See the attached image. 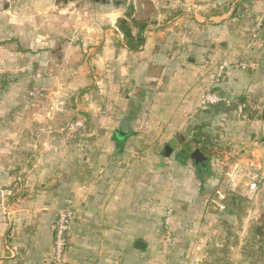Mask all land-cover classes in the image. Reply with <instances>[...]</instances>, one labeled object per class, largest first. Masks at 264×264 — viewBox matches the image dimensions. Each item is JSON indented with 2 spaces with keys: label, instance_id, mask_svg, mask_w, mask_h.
Returning <instances> with one entry per match:
<instances>
[{
  "label": "crops",
  "instance_id": "obj_1",
  "mask_svg": "<svg viewBox=\"0 0 264 264\" xmlns=\"http://www.w3.org/2000/svg\"><path fill=\"white\" fill-rule=\"evenodd\" d=\"M57 1L0 0L1 93L19 90L26 84L19 78L38 66L49 68L48 52L31 56L33 48H59L58 37L34 42V25L54 27L57 36L70 25L78 36L60 45L75 72L54 89L73 92L70 107L18 117L22 104L0 99V264H53L55 215L64 208L73 213L65 264H211L227 250V232L242 222L246 234L258 205L264 209V0H152V23L137 51L127 48L117 20L139 0ZM82 9L86 21L74 18ZM222 62L232 65L216 88L223 101L203 107L208 75ZM240 103L247 120L235 115ZM121 120L127 131L118 130ZM70 121L80 128L66 130ZM22 123L28 126L19 131ZM195 137L199 148L216 146L214 158L194 148ZM196 149L202 162L190 157ZM231 150L261 184L251 201L226 194L220 211L211 200L226 187Z\"/></svg>",
  "mask_w": 264,
  "mask_h": 264
},
{
  "label": "rangeland",
  "instance_id": "obj_2",
  "mask_svg": "<svg viewBox=\"0 0 264 264\" xmlns=\"http://www.w3.org/2000/svg\"><path fill=\"white\" fill-rule=\"evenodd\" d=\"M58 2L57 0H55ZM63 2L65 0H59V2ZM152 1V0H149ZM60 2V3H61ZM59 3V4H60ZM62 4V3H61ZM88 4V1L84 4L81 3L82 8H86ZM89 4H94V1L91 0L89 1ZM78 5V4H77ZM96 13L102 14L101 12L97 11ZM94 12H90L91 15H97ZM125 14V13H124ZM74 15V18L80 17V20L86 21L88 20V10L87 9H82L81 11H77ZM152 15L149 17V20L151 21ZM118 21V20H117ZM152 23V21H151ZM34 31L38 35V39L34 42L39 41L41 42V36L44 34V36H48L49 40H54L56 37H58L59 40V48L56 49L55 43L48 44L47 48L49 50H44L43 48L40 50L36 47L33 48V51H30L29 54L31 56H36L38 57L41 53L48 52L50 59H49V68L48 69H41L39 66L37 69L32 71V75L27 78L26 81H24V77L19 78L23 83H26L24 85H18L17 87L19 90L17 91H3V93L0 92V95L3 94L4 97L1 98H13L17 100V103H21L22 106L20 105L17 109L16 115L18 117H24V116H29V117H34V116H40L46 115L47 113L52 112V114L57 113V109H61L62 106H65L66 103L68 107H70L71 101L69 100L71 97V94L73 93L70 90H63V91H54V89L61 87L62 83H64L65 87L68 85V80L71 78V74L75 72L73 69V66L71 64H66L67 61V56H64V54L60 55L61 50L60 45L63 46V44L68 45V40L72 38V35H75V37H78L74 29L70 28L69 26H66L63 30V35L62 36H57L56 29L54 27L50 26H42L41 24L36 27L34 25ZM136 30V29H135ZM85 31V29L80 30ZM34 45V44H32ZM44 45V44H43ZM36 46V45H35ZM79 46H82L80 43ZM18 50H23L22 47L19 45L17 46ZM39 47V46H38ZM46 47V45L42 46ZM57 52H59V57L57 56ZM44 55V54H43ZM22 56V57H21ZM20 57V61H18V64L20 65V70L21 71H26L25 67L27 65V61L25 60L26 56L24 53H22ZM62 63H65V67H60ZM71 63V62H70ZM59 66V67H58ZM62 88V87H61ZM64 88V87H63ZM53 89V90H52ZM52 90V91H50ZM60 105H59V104ZM32 105V106H30ZM59 105V106H58ZM29 107V108H28ZM58 107V108H57ZM62 113V112H61ZM249 115V112H248ZM73 117V112L69 109L67 110V113L65 114L66 118V124L67 122L72 119ZM65 124V125H66ZM28 124L22 123L18 126V130L21 131L23 129H26ZM80 125L78 124H73L72 121L69 122V125L66 130L68 131H74L79 129L78 127ZM230 157V158H229ZM227 158L230 159L232 162L234 157H231L230 155L227 156ZM226 186V185H225ZM223 190H226V187L222 188ZM246 199V198H245ZM247 201H251L246 199ZM260 204V203H259ZM246 209V208H245ZM245 209H243L242 214L244 215ZM261 205H258L257 207V213L261 214ZM254 212V210H253ZM256 222V220L250 219L249 221V228H247L246 234L242 235V230L240 229L242 222L236 226V228L233 227V230H231L228 233L227 240H228V248L227 250H224V252H220L217 254H214V262L212 261L211 264H264V257H259L258 256V250L260 245L257 242H253L252 237L250 236V227ZM163 228V227H162ZM251 254V256H249ZM217 258V259H216Z\"/></svg>",
  "mask_w": 264,
  "mask_h": 264
},
{
  "label": "built area",
  "instance_id": "obj_3",
  "mask_svg": "<svg viewBox=\"0 0 264 264\" xmlns=\"http://www.w3.org/2000/svg\"><path fill=\"white\" fill-rule=\"evenodd\" d=\"M232 66L229 63L222 62L217 65L214 73L208 75V89L200 96V102L203 107L218 105L223 101L217 93L216 88L219 85L225 71ZM238 69L245 70L247 66L243 63H236ZM235 115L239 119L247 120L248 111L246 105L237 104L235 107ZM264 150V144H263ZM234 150H231L229 155L234 157ZM225 185L226 190L217 189L213 194L211 204L218 210L225 209L226 194H241L244 198L252 200L258 193L261 184L260 176L254 171L250 165L242 166L236 161H230L228 158L225 161ZM172 210L166 209L162 218V227L164 240L170 244L173 238L171 230ZM73 220V213L69 208L59 210L55 215L53 229V264H65L64 255L68 248V238Z\"/></svg>",
  "mask_w": 264,
  "mask_h": 264
},
{
  "label": "trees",
  "instance_id": "obj_4",
  "mask_svg": "<svg viewBox=\"0 0 264 264\" xmlns=\"http://www.w3.org/2000/svg\"><path fill=\"white\" fill-rule=\"evenodd\" d=\"M153 12V6L149 0H139L136 9H133L132 7L129 8V10L125 13L124 18H121L117 21V29L121 33L123 40L129 50L137 51L143 44L142 33L147 28V26L151 24L149 17L153 14ZM133 29L137 30L135 36L132 35ZM202 143L203 141H200L197 139V137H195V139L192 141L194 148H199V145ZM203 146L204 147L199 148L203 155L207 159L214 158L215 152H213V149L216 146L213 144L209 146L204 144ZM187 148L188 150L191 149L189 146H187ZM249 230L253 242H257L260 245L257 253L258 256L264 257V209L257 218L256 222L251 225ZM249 256H251V254Z\"/></svg>",
  "mask_w": 264,
  "mask_h": 264
},
{
  "label": "water",
  "instance_id": "obj_5",
  "mask_svg": "<svg viewBox=\"0 0 264 264\" xmlns=\"http://www.w3.org/2000/svg\"><path fill=\"white\" fill-rule=\"evenodd\" d=\"M262 119H264V112H263V115H262ZM127 129H128V123H127V121L126 120H121L119 122V125H118V130H120V131H127ZM175 145H176V141L174 139L168 141V143L166 145V150L168 152H170L175 147ZM190 157H191V159L193 161H195V163H199V162H202L203 160H205L204 157H203V155H202V153L198 149H196L195 151H193L191 153V156ZM143 246H144V243H142L140 241H137L135 243V247L138 248V249H142Z\"/></svg>",
  "mask_w": 264,
  "mask_h": 264
}]
</instances>
